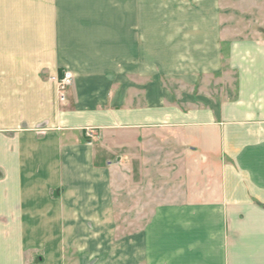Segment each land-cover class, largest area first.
I'll return each instance as SVG.
<instances>
[{"label": "crops", "instance_id": "crops-1", "mask_svg": "<svg viewBox=\"0 0 264 264\" xmlns=\"http://www.w3.org/2000/svg\"><path fill=\"white\" fill-rule=\"evenodd\" d=\"M189 2L0 0V264H264V32Z\"/></svg>", "mask_w": 264, "mask_h": 264}, {"label": "rangeland", "instance_id": "rangeland-1", "mask_svg": "<svg viewBox=\"0 0 264 264\" xmlns=\"http://www.w3.org/2000/svg\"><path fill=\"white\" fill-rule=\"evenodd\" d=\"M201 1L204 0H192L190 4H187L189 8L191 6H203ZM217 6L221 14V20L225 24H231L235 26H242L247 29L250 34H255L257 31L264 32L262 27L264 26V0H217ZM151 10L165 9V13L170 14L177 9V0H150ZM172 18V15L170 16ZM259 27V28H258ZM256 30V31H253ZM172 63L167 64V77L163 79L169 93V102L177 105V91L181 93L180 99L194 95H204L206 92L221 93L223 92L227 96H232L234 91V81L228 78V75L214 74L209 77L204 74L198 79V82L194 85L190 84L191 81L177 78V70ZM228 72V71H227ZM231 77V76H230ZM187 95V96H185ZM36 259L26 258V264H33ZM115 260L105 259L101 264H115L110 263ZM99 261L98 264H100ZM86 264H94L93 259L86 261Z\"/></svg>", "mask_w": 264, "mask_h": 264}, {"label": "built area", "instance_id": "built-area-1", "mask_svg": "<svg viewBox=\"0 0 264 264\" xmlns=\"http://www.w3.org/2000/svg\"><path fill=\"white\" fill-rule=\"evenodd\" d=\"M49 80L54 85L57 103L65 104L67 102L69 89L73 83L72 73L65 69L61 74L50 76Z\"/></svg>", "mask_w": 264, "mask_h": 264}]
</instances>
